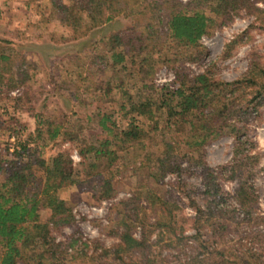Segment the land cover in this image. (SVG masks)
<instances>
[{"label":"trees","instance_id":"obj_1","mask_svg":"<svg viewBox=\"0 0 264 264\" xmlns=\"http://www.w3.org/2000/svg\"><path fill=\"white\" fill-rule=\"evenodd\" d=\"M258 3L264 0H67L54 4L72 40L118 17L132 21L125 32L102 40L104 54L91 57L103 84L89 82L90 68L83 65H77L75 77L69 79L68 93L76 104L88 107L89 100L109 99L116 106L97 107L74 121L33 113L32 132L10 128V147L0 150V264H20L28 253L33 264H73L78 257L75 249L86 247L79 238L55 243L44 236L49 223L71 224L70 209L60 193L80 183L68 151L48 159L41 155L57 139L76 149L87 176L102 173L105 177L101 198L110 196L113 178L128 167L133 174L143 171L154 185L166 175L180 177L188 171H195L202 181V205L191 196L192 190L187 192L185 182L177 185L185 188L184 196L194 211L190 219L179 214L175 202L138 186L121 202L124 213L118 243L104 250L101 258L112 256L113 264H264V215L256 212L257 196L251 184L259 155L251 154L254 146L247 138L248 123L260 117L264 102V59L259 56L231 82L220 80L211 70L188 75L180 65L196 61L201 38L235 16L250 14L264 22V8ZM5 50L10 52L0 54V66L11 69L12 50ZM159 63L172 67L173 86L151 82L149 77ZM5 73L6 80L16 85L26 75L20 67L16 76L8 69ZM225 135L234 141L231 160L213 169L202 150ZM260 170L264 172V166ZM219 179L236 181L232 195L222 190ZM43 210L49 211V218L42 224ZM187 223L194 231L191 237L184 234ZM136 229L138 236H134ZM92 258L91 264H104Z\"/></svg>","mask_w":264,"mask_h":264},{"label":"rangeland","instance_id":"obj_2","mask_svg":"<svg viewBox=\"0 0 264 264\" xmlns=\"http://www.w3.org/2000/svg\"><path fill=\"white\" fill-rule=\"evenodd\" d=\"M61 2L67 3V0H0V54H9L10 51L5 49H11L13 60L11 69L0 66L3 74L0 78L1 151L9 146L10 128H24L28 133L33 131V113H43L58 119L66 117L74 121L78 116L81 117L97 107L105 109L116 106V102L109 99L92 103L89 100L88 107L76 104L68 93L69 79L75 77L77 65H83L90 68L92 76L89 82L103 84L104 79H100L95 73L91 57L94 54H104L106 48L102 40L109 34L125 32L132 26V21L118 17L100 28L93 29L86 36L72 40L70 30L60 22V12L54 7V4ZM257 6L264 8V3H258ZM62 35L66 38L63 39ZM199 45L196 49V61L180 64L185 73L193 75L211 70L220 80L234 81L259 56L264 59V22L250 14H240L227 24L213 28L209 35L201 38ZM17 67L26 72L21 85L6 80L8 77L5 71L8 69L15 75ZM175 77L172 67L159 63L154 66L149 78L154 85L162 87L173 86ZM16 98L19 101L16 102ZM259 112L260 117L252 118L248 123L247 138L254 146L251 154L259 155L256 174L251 184L257 196L256 212L264 215V172L260 170L264 166V102ZM12 141L13 138L10 139ZM233 145V138L227 135L209 143L202 150L206 164L213 169L228 164ZM65 150L68 151L74 167L79 170L80 183L60 193V198L70 209L72 222L67 226H54L49 223L44 236L47 242H67L70 237L84 242L85 248L80 246L75 249L78 257L73 264H91L94 256L104 264H113L112 256H100L104 250H110L118 243L120 222L124 213L121 202L131 197L138 186H145L152 193L175 202L179 214L187 219L194 216V211L184 196L185 188L182 190L177 187L178 182H185L188 186L187 192L192 190L191 196L200 205L204 203L201 194L203 184L195 171H188L180 177L166 175L154 185L147 180L143 171L133 174L127 170L130 167L115 175L110 196L101 198V185L105 177L102 173L87 176L84 171L86 166L82 164L71 144L57 139L44 147L41 155L48 159ZM10 152L12 149L7 154ZM219 183L228 196L233 194L237 186L234 180L219 179ZM140 203L145 205L144 199ZM48 218L49 211L43 210L40 223L43 224ZM138 232L139 229H136L134 236H138ZM184 234L190 237L194 235L190 223L186 224ZM68 254H72V251L68 250ZM31 256V253L24 255V262L20 264H33Z\"/></svg>","mask_w":264,"mask_h":264}]
</instances>
